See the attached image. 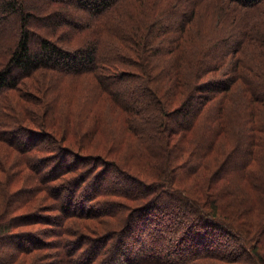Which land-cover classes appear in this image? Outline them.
Listing matches in <instances>:
<instances>
[{
	"label": "trees",
	"instance_id": "1",
	"mask_svg": "<svg viewBox=\"0 0 264 264\" xmlns=\"http://www.w3.org/2000/svg\"><path fill=\"white\" fill-rule=\"evenodd\" d=\"M18 1L20 2L18 3ZM21 1L0 0V144L7 147L9 144L16 146L17 150L22 152L23 162L26 159L25 162L31 165L40 181L48 183L53 181L46 186L49 188L51 186L52 191L57 192V194L55 193L56 200L63 198L59 193H64V188L60 187H64L65 184L60 185V180H56L60 176L61 170L51 173L45 168L50 166L52 162L55 167L61 162L63 163L67 150L81 153L87 145L83 142L84 139L80 138L74 144H63V153L60 151L57 154V150L53 146L54 150L50 149L48 151L52 153L50 154L52 156L47 157V159L45 157L36 158L37 153L41 151V147L48 146L47 144L50 143L49 140L46 141L43 138H49L47 129L53 127L46 117L49 114L50 116L55 115V120L60 115L67 117L65 113H59V107L55 106V102L66 93V89L59 86V81L61 80L63 83L65 78L62 79L57 76V83L59 84L45 88L40 83L37 84V80L34 79L37 77L36 73L39 72L40 68H56L60 70L59 72L62 75L70 74L73 78L71 82H75V80L82 77L85 81L91 78L95 93L98 91V94H106L109 103H115L117 106L129 111L125 118L132 121L134 128L136 126L142 129L144 125L137 120H145L138 116L139 110L137 107L142 106V103L147 105L148 101L145 100L152 99L154 103L159 105L162 102L163 115L167 116L168 122H173L178 126L179 130L175 132L182 131L181 129L191 130L196 128L200 123L198 116L205 109L212 108V112L215 110L214 120L216 123L213 137L210 138L211 142L208 143V146L215 148L216 139L224 137L230 144L234 143L229 148L236 147L238 151L243 150L244 153H247L245 154L247 155L246 159L252 158V161L249 162L245 159L242 164L243 173L247 172V175L244 173V176L253 182V167L248 168V165L253 162L257 147L264 144V0H225L238 5L239 8H232L228 3L227 7L216 6L210 12L212 19L213 11H218L216 8L220 9L223 15L215 20L212 29H198V31L195 28L198 26L196 24L197 17L203 0H192L190 7L183 6V2L186 0H160L157 4L167 1L162 8H160V5L153 4L155 0H142V2H139V0H24V4ZM148 5H152L151 8L153 9H158L156 11V17L157 15L158 17L151 24L145 25L148 29L144 34L140 22H144L141 16L149 12ZM203 6H206V0H204ZM123 8L124 10L120 12ZM128 8H130V11L124 13ZM37 9L38 11H36ZM68 9L87 11L89 21L74 22L73 17H70L72 11H68ZM182 9L185 11L183 12ZM3 10H6V12H3ZM8 10L9 12H7ZM247 10L251 11V14ZM48 12L49 14L45 16ZM36 13L42 15L39 16ZM108 13L111 17L108 16ZM45 20L47 22L39 24ZM161 20L163 22H160ZM100 22L103 23V29H101ZM236 22L240 23L236 24ZM155 23L159 24L155 25ZM7 26L9 27L6 28ZM16 27L17 30H14ZM35 27L46 30L63 27V39L76 38L85 31L92 30L94 32L91 34L93 37L88 38L85 42L83 40L80 42L81 46H75L74 50H69L58 46L56 42H52L47 37L42 36L41 33H36V30H33ZM9 32L12 33L11 39L7 36ZM149 32L150 38L161 35L165 40L164 43H167V46H155L154 52L149 54L160 55L161 59L149 60L147 58L144 62L136 56L130 58L128 55L125 56L124 53H120L121 45L127 46L125 43H130L131 46L136 47L144 43L148 39L147 34ZM135 35L138 36L140 41L135 40ZM38 47L40 51L32 55V51ZM125 49L129 50L128 48ZM133 51L135 52V50ZM153 64L157 67L156 72L151 70ZM121 66H125V68ZM51 75L54 77L53 74L49 76ZM142 75L146 77V82L136 80L132 90L125 88L122 83L123 78H126L125 76L132 79L136 76V79H138ZM116 77L119 80L115 79ZM205 77L207 79H204ZM68 81L65 82L69 84ZM170 84H173V93L169 91ZM73 88L75 91L77 90L76 86ZM20 90L22 91L20 92ZM44 90L46 94L55 93L56 96L55 98H48L47 95L48 101L42 99L45 107L41 109L40 114L29 108L26 109L25 104L40 103L39 94ZM14 91H19L20 94L14 95ZM89 96H91L89 105L86 102L88 96L85 97V100L82 99L85 105L84 111L101 113L98 107H95V104H97L95 103V95L90 94ZM236 96L240 100L239 105H236ZM149 97L151 98L149 99ZM9 98L12 99L11 103L8 101ZM78 98L79 96H76V99ZM194 98L195 103L193 104L192 99ZM237 110L246 120L242 127L245 128L248 125L250 130V132L241 130L237 133L238 136L234 133L235 130L230 124L232 115ZM133 112L136 116L131 115ZM176 113H181L184 119H175ZM131 116H133V120ZM39 120L43 125V130L38 131L40 133L35 129H29V125L38 124ZM234 137L240 138V140L235 141ZM242 138H248L249 140L245 141L243 145L241 143L243 142ZM170 140L172 139L170 138ZM34 148L35 152H31ZM167 150L169 151V149ZM90 153V158H92L95 152ZM225 154H220V157L226 162L232 161L233 157L226 160V157L224 158ZM100 159L108 160L105 156H100ZM110 164L116 166L131 178L137 179L143 184L145 183L148 189L145 195L151 192V196H156L160 192L158 188L162 187L164 191L168 190L170 196L172 195L171 198L174 197L176 201L184 202L191 199L185 191L170 182L167 184L161 181L148 183L146 182L147 178L138 177L130 171L126 172L125 167L117 161L110 162ZM193 167L194 165L186 166L182 173L186 172V169L188 171L192 170ZM41 171L47 175H39ZM87 173H89L88 170ZM87 173H83L86 175L84 177H87ZM91 176L94 179L91 182L93 189H91L90 194L102 193L103 195L110 193L101 189L102 187L99 185L101 176L96 177L97 175L95 176L93 173L90 174ZM85 179L83 182L85 181L86 184ZM83 182L78 184V187H81V189L88 188ZM254 185L255 188L253 189L252 186V191L261 189L259 184ZM76 186L77 184H74L73 187L76 188ZM204 186L211 188L212 184L207 183ZM204 189V192H206V188ZM99 190L102 192H99ZM72 191L69 194H64V200L59 203L57 201L59 209L66 212L64 214L66 218L79 215L78 217L81 219L92 220L93 216H87L91 213L90 210L85 208V203L91 201V196L82 197L81 199L77 196L76 198ZM82 193L83 195L88 194L84 191ZM173 193H175V196H173ZM216 193L221 195L219 192ZM202 196L204 197V204L197 199L193 200L194 202L187 203L191 210L196 209L194 211L197 216H191L197 217V219L200 217L205 223L210 220L211 224L213 223L212 225L219 228H232L226 218L217 216L213 210H208L209 206L216 208L217 195L207 194ZM209 198H213V200L211 204L207 205ZM72 203H75L76 206H71ZM102 204V206H105L103 202ZM8 207L4 206L2 208L0 219L6 217L9 211ZM156 207L152 211L147 209L145 213L139 210L141 208H132L123 216L124 219L122 217L125 220L123 225H119L111 231L106 230L102 233H95L97 228L94 229V226L86 225L83 221L80 222L83 230L79 226L73 231L68 229V231L59 230V234L66 233V235L71 236H78L84 232L82 239H77L73 245L64 246L66 253L61 255L60 261L62 260L63 264H197L195 263L197 261L221 256L218 255L219 252H214V249L211 248L209 244L211 239L208 235L199 232L190 236L196 227L201 226V222L197 225L195 219L189 224V229L186 228V230L181 217L175 220L168 219L164 224L161 217L162 207L159 205H156ZM103 211L100 210L102 214H112L108 212V208L103 209ZM30 215L32 214L26 216ZM31 217L33 221L43 223H49L50 218V216L41 214ZM61 218L59 221L63 222ZM148 220L157 222V227L152 231V235L146 238L147 241H144L145 239L136 236V230L139 231L137 226L142 225V223L147 224ZM9 225L10 223L4 224L3 221L0 229L2 227L3 230L7 229ZM168 227L169 230H167ZM143 228H145V225ZM165 231H167L166 235ZM228 231L247 244L245 237L248 234L246 232L243 234L241 231L239 233L238 231L234 233L231 229H228ZM263 240L264 222L259 228L256 238L252 242L248 241L246 245L249 254L256 258V264H261L257 253ZM22 242L21 240H14L20 254L31 249L35 250L37 248L39 250L42 248V245L36 244V242L30 245H22ZM186 243L196 244L197 246L190 250ZM45 255L47 257V254ZM24 261H27L26 257H23L22 263ZM7 262H12V260L5 259L0 264H6ZM26 263L39 264L29 261Z\"/></svg>",
	"mask_w": 264,
	"mask_h": 264
},
{
	"label": "rangeland",
	"instance_id": "2",
	"mask_svg": "<svg viewBox=\"0 0 264 264\" xmlns=\"http://www.w3.org/2000/svg\"><path fill=\"white\" fill-rule=\"evenodd\" d=\"M158 1L160 0H155V3L153 4L157 6L160 5V8L166 5L167 2L164 1V3L157 4ZM19 2L20 1H18V3ZM21 2L24 4L25 1L22 0ZM139 2H142V0H139ZM191 2L192 0H186L183 2V6L190 7ZM227 3L230 4V7L232 8H239L238 5L225 0H206V6L204 7L203 0L202 7L200 8L197 17L196 24H198V26H196L195 30H206L208 28L212 29V25L215 23V20L220 18L223 14L220 9L216 8L218 11H213L212 19L210 12L216 6L227 7ZM152 5H148L149 12L146 15L141 16L144 20V22H140L142 27L141 30L144 31V34L148 29H146L145 25L151 24L158 17V15L156 17V11L158 9L151 8ZM123 10L124 8L121 9L120 12ZM185 10L187 9L185 8ZM185 10L182 9L183 12ZM36 11H38V9ZM68 11H72L70 17H73L72 20L74 22L81 23L89 21L87 11L77 9L76 11L74 9H68ZM129 11L130 8H128L127 11H124V13H128ZM227 11L228 9L226 12ZM247 11L251 14V11ZM3 12H6V10H3ZM7 12H9V10ZM36 14L39 16L42 15L38 13ZM48 14L49 12L45 16ZM106 14L107 12L105 13V19ZM80 15V19L82 20L79 19ZM108 16L111 17L109 13ZM43 22H47V20L42 21L39 24H44ZM160 22H163V20ZM239 23L240 22H236V24ZM158 24L159 23H155V25ZM100 26L101 29L104 28L102 22H100ZM8 27L9 26L6 28ZM14 30H17V27ZM33 30H36V33H41L42 36L47 37L52 42H56L58 46H62L69 50H74L75 46H81L82 44H80V42L82 40L85 42L88 38L93 37L91 34L94 32L92 30L85 31L79 36H76V38L63 39V27H55L54 30H46L35 27ZM96 31L98 30L96 29ZM149 34L150 32L147 34L148 39H146L145 42L141 43L138 47L131 46L130 43H125L127 46L121 45L122 47L120 48V53H124L125 56L128 55L130 58H134L136 56L141 61L144 60V62L147 58L149 60L161 59L160 55L149 54L154 52L155 46H167V43H164L165 40L162 38L163 36H153L150 38ZM7 36L11 39L12 33L9 32ZM135 40L140 41L137 35H135ZM37 45L38 43L36 44V47ZM125 48H128L129 50H126ZM133 50H135V52ZM38 51H40L39 47L35 48L31 54H37ZM121 67L125 68V66ZM156 68L155 64H153L151 70L156 72ZM38 71L39 72L36 73L37 77L34 79L37 80V84L40 83V85L45 88L50 87V85L56 86L59 84L57 83L59 77L62 79L65 78L63 83L59 79V86L62 89L65 88L66 93L55 102V106H57V108L59 107V113H65L67 117L65 118L64 115H60V117L58 119L56 118V120L55 115L50 116L49 114L46 117L52 123L53 127L47 129V134L50 139L47 137L43 138L46 141L49 140L50 143L47 144L48 146L43 148L41 147V151L37 153L36 158H49V156H52L50 155L52 153L48 151L50 149L54 150V148L57 150V154L60 151L63 153L62 148L64 145L74 144L77 139L80 138L84 139L83 142L87 145L85 146L86 150L82 149L81 153H75V151L67 150L66 156L64 154L65 160L63 163L61 162V164L58 166L56 165L55 167V164L52 162L50 163V166L45 169H48L51 173H53V171L56 172L61 170L60 176H58L56 180H60V185L65 184L64 187H60L64 188V193H59V195L64 199V194H69L72 190L73 195L74 197L76 196V198L77 196L80 199L82 197L91 196V201L85 203V208H88L91 212L87 216H93V218L92 220L81 219L78 217L79 215H69L72 217L66 218L64 215L66 212L58 207V203L64 199L59 198V200H56L55 193L57 194V192H53L51 186L50 188L46 186L53 181H49V183L40 181L39 176L35 173L31 165L25 162L26 159L23 162L21 157L22 152L17 150L16 146L9 144L7 147L0 144V213L4 206H9V211L6 217L4 219H0V226L3 221L4 224L10 223L7 229L5 228L3 230V227L0 229V262L5 259H9L10 261L12 260V262H7L6 264H29L26 263L27 261L39 264H63L61 262L62 260L60 261V257L66 253L65 247L73 245L77 239H82L84 232L81 231L82 234H79L78 237L76 235H66V233L59 234V230L68 229L73 231L78 226L81 228L80 222L83 221L86 225L89 224L90 226L92 225V227L94 226V229L96 227L97 230H95V233H102L106 230L111 231L116 229L119 225H123L125 221L123 220V216L132 210V208H141L139 210H142V212L145 213L147 212V209L152 211L157 208L156 205H159L162 207L161 217L163 223L168 219L175 220L176 218L181 217L183 218L182 223H185L183 226L186 230V228L189 229V224L195 221V219L197 221V225L201 222V226L196 227L190 236L199 232L204 235H208L211 239V242L209 243L211 248L214 249V252H219L218 255H221L209 257L206 258V260H201L202 262L197 261L195 263H257L256 258L252 257L246 250V245L248 244V241L252 242V240L256 238L259 228L264 222V144L257 147L253 162L248 165V168L253 167L252 172H254L252 173L254 174L253 182H251L246 178V176H244V173L247 175V172L243 173L244 168L242 164L247 158V155H245L247 153H244L243 150L238 151L236 147L229 148V146H232L234 143L230 144L224 137H221L220 139H216L215 137V148L208 146V143L211 142L210 138L213 137V131L215 129L214 126L216 123L214 120L215 110L212 112V108L205 109L204 112L198 116L200 123L198 122L199 125L196 128H192L191 130L181 129L182 131L175 132L176 130H179L177 128L178 126L173 122L167 121V116L163 115L164 108L162 107V102L160 105L156 104L154 103V100L149 97L150 100H145L148 101L147 105L142 103V106L140 105L137 107L139 110L138 116L145 119L137 120L144 125L142 126V129L136 126L134 128L133 123H131L132 121H128L125 118V116L129 114V111L123 109L121 106H117L115 103H109L106 99V94H98V91L95 93L91 78H89L90 80L86 79L85 81L84 77H82L75 80V82H71L73 78H71L70 74L62 75V73L59 72L60 70L56 68H40ZM50 74H53L54 77H52V75L49 76ZM125 77L127 79L123 78L122 83L125 88L129 90L133 89L136 84V80H140L143 83L146 82V77L144 75L138 77V79H136V76L134 79L131 77L128 78L129 76ZM115 79L119 80L117 77ZM204 79H207V77ZM65 81H68L69 84ZM172 85L170 84V93L174 92ZM74 86L77 88L76 91L73 88ZM21 91L22 90H20V92ZM20 92L14 91L13 94L19 95ZM76 93H78L76 95L79 96L78 99H76ZM49 94L50 93L46 94L44 90L39 94V98L41 99L39 100L40 103L25 104L27 107L26 109L29 108L30 110H33V112L40 114L41 109L45 107L42 99L47 100V95L48 98H55L56 96L55 93ZM90 94L95 95L96 102H94L97 104H94L95 107H98V110L101 113H89L84 111L85 105L82 99L85 100V97L88 96L86 102L89 105L91 102V100H89L91 97L89 96ZM11 100L12 99L9 98L8 101L11 103ZM235 101L236 105L240 104V100L237 96ZM192 103H195V98L192 99ZM134 113L135 112L131 113V115L136 116ZM175 115V119H184L181 113H176ZM133 116H131L132 120ZM244 118L245 117H242L238 110L234 115H232L230 124L233 126V130H235L234 133L237 136V133L241 130L244 132H250L248 125L245 128L242 127L243 123L246 121ZM29 129H35L38 132L39 130H43V125H41L40 121L38 124L29 125ZM44 129L46 130V128ZM170 138L172 140H170ZM234 140L237 141L240 140V138L234 137ZM247 140L249 139L242 138L243 142L241 143L244 145ZM5 144L7 145V143ZM167 149H169V151ZM31 152H35V148L32 149ZM90 152H95L94 155L92 154V158H90ZM224 153H226L224 158L226 157L227 160V158L229 159V157H233L232 161H224L223 158L220 157V154L224 155ZM100 156H105L108 160L106 161L100 159ZM246 160L250 162L252 161V158H248ZM109 161H117L125 167L126 172L130 171L138 177L147 178L146 182L148 183L161 181L162 183L165 182L167 184L170 182L172 185L185 191L191 199L184 202H180L179 200L176 201L174 197L171 198L172 195L170 196L168 190L164 191L162 187L158 188L160 192L156 196H151V192L145 195L148 190L145 183L143 184L141 181L124 174V172H122L119 168L111 165L112 163L110 164ZM193 165L194 167L192 170L188 171V169H186V172L182 173L186 166ZM39 167L42 168L40 165ZM87 170L89 173H87ZM85 172L87 173V177H84L86 176L83 174ZM91 173L95 176L97 175L96 177H102L99 180V185H101L102 190L110 193H105L103 195L102 193L90 194L91 189H93L91 187V182L94 179L93 176L90 177ZM249 174L252 175L251 173ZM39 175L44 176L47 174H43L41 171ZM84 179L86 180V184L85 181L83 182ZM81 182L88 186V188L81 189V187H78V184H81ZM207 183L212 184V187L210 188L204 186ZM256 183L261 186V189L252 191V186L254 189V184ZM74 184H77L76 188L73 187ZM204 188H206V192H204ZM83 191L88 194L83 195ZM99 192L102 191L99 190ZM216 192H219L221 195H218ZM207 194L217 195V203H215L217 205L216 208L209 206L208 210H213L217 216H221L224 219L226 218V221L232 225V228H219L212 225L213 223L211 224V221L208 219L205 223L202 218L198 217L197 219V217H194L195 215L197 216L195 212L196 209L194 208L195 211L191 210L187 203L194 202L193 200L197 199L204 204V197H201V195ZM173 196H175V193H173ZM212 200L213 198H209L207 205L209 203L211 204ZM102 202L105 206H102ZM10 204L15 205L16 207L11 206ZM71 206L76 205L75 203H72ZM107 208L109 210L108 212H111L112 214H102L100 212V210L104 212L103 209ZM30 213L32 215L26 216ZM36 214L50 216L49 223L33 221L31 216ZM57 215L62 217L61 220H63V222L59 221L60 217ZM144 225L145 228H143ZM156 227L157 222L148 220L147 224L142 223V225L137 226L139 231L136 230V236L143 240L145 239L144 241H147L146 238L152 235V231ZM169 229L170 228L168 227L167 230ZM228 229H231L234 233L237 231L239 233L241 231L245 234L246 232L248 234L245 237L247 244L231 235ZM166 234L167 231H165V235ZM14 240L26 242H22V245H30L31 243L36 242V244L38 243L42 245V248L39 250L37 248H35V250L31 249L30 251L20 254L18 253L19 250L17 246L14 244ZM261 244L259 246L257 256L259 258V262L264 264V240ZM186 245H188L190 250L197 246L196 244L190 245L188 243H186ZM45 254H47V257ZM23 257H26L27 261L22 263Z\"/></svg>",
	"mask_w": 264,
	"mask_h": 264
}]
</instances>
